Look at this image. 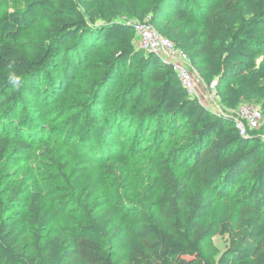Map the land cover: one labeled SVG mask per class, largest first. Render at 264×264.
<instances>
[{
  "label": "trees",
  "instance_id": "trees-1",
  "mask_svg": "<svg viewBox=\"0 0 264 264\" xmlns=\"http://www.w3.org/2000/svg\"><path fill=\"white\" fill-rule=\"evenodd\" d=\"M95 2H64L33 56L19 48L17 39L23 19L33 14L31 7L38 1L33 0L22 13L2 15L0 113L24 102L35 90L40 72L57 56V46L90 36V24L101 19L97 35L86 36L87 45L117 42L123 47L108 51L105 70L96 84L110 80L117 65L136 66L145 77L140 79V95L129 113L138 120V128L153 122L165 131L168 127L185 130L187 136L156 161L162 190L151 202L150 187L156 185L150 184L143 197L147 205L137 212L126 210L117 196L114 206L87 211L77 232L43 241L41 229L48 220L43 211L44 193L40 188L32 190L28 216L36 225V250L32 254L23 252L18 235L24 217L5 215L0 190V264H264V72L256 64L257 57L264 54V38L259 37L264 30V0H212L201 6L195 0H113L103 15L96 11ZM164 6L173 10L177 22L189 13L195 15L187 32L177 31V24L157 22L165 13ZM128 15L138 20L150 16L162 35L188 53L205 81H216L219 111L210 110L189 93L158 54L136 47L134 23L125 18ZM231 72L234 81L223 84ZM243 102L258 105L263 122L241 133L229 110ZM114 112L107 106L91 114V119L107 129ZM9 133L0 132V161L8 153L30 149L28 140ZM46 145L50 193L64 182L78 188L86 198L105 187L103 171L82 146L56 150ZM177 158L186 162L192 177L186 190L175 181L170 166ZM107 171H113L112 167ZM229 190L236 191L238 197L216 215L215 229L220 236H227L228 242L214 260L203 254L202 243L213 232L208 220L213 197ZM119 230L126 232L125 243L106 251L102 238L117 236Z\"/></svg>",
  "mask_w": 264,
  "mask_h": 264
},
{
  "label": "rangeland",
  "instance_id": "rangeland-1",
  "mask_svg": "<svg viewBox=\"0 0 264 264\" xmlns=\"http://www.w3.org/2000/svg\"><path fill=\"white\" fill-rule=\"evenodd\" d=\"M33 0H0V20L5 12H24ZM32 5L33 14L25 17L20 26L17 39L19 48L33 56L40 43L46 40L56 10L66 1L74 0H37ZM96 11L103 15L109 1L95 0ZM197 5H206L212 0H195ZM164 15L157 20L165 26L179 25L177 31L187 32L195 21V15L189 13L185 20L177 22L173 10L164 6ZM128 21H142L126 16ZM101 19L91 23L89 35L68 40L57 46V56L53 62L40 72L35 90L30 91L24 102H18L10 109L0 113V132L9 131L10 135L28 140L30 149L11 152L0 161V190L6 214L21 215L24 222L18 228L21 248L31 254L36 250V225L29 216V195L40 188L44 193L43 211L48 216L41 229V240L47 241L65 233H75L79 225L84 224L87 211L94 213L100 206H114L117 196L126 210L137 212L144 208L143 197L151 188L153 198L162 190L158 182L155 163L166 157L176 143L187 136V131L176 128L158 129L153 122L143 129L138 128V120L129 113L140 95L139 82L145 79L136 66L117 65L108 81L101 80L105 70L104 59L110 50L123 47L113 42L88 46L87 37L97 35ZM260 38H264V30ZM91 38V39H92ZM201 39V37H200ZM87 41V42H86ZM256 64L264 72V54L256 59ZM193 66V65H192ZM196 77L194 95L210 110L217 112L216 81H205L193 66ZM234 81V74H228L223 84ZM107 106L114 109V120L107 129H102L91 119L99 109ZM8 114L6 117L5 115ZM18 128V131L15 129ZM48 143L56 150L82 146L85 154L91 156L92 163L103 171L105 187L85 197L78 188L70 183H60L53 193L49 190L48 161L46 149ZM175 181L186 190L192 177L186 162L180 158L171 160ZM112 167L111 172L107 169ZM62 195L52 198L51 196ZM238 197L236 191H226L212 199V211L208 220L213 232L202 243V252L214 260L227 245V236H220L215 229L217 213L228 209ZM125 211V210H124ZM126 241V232L119 230L117 236L111 234L102 238L106 251H114Z\"/></svg>",
  "mask_w": 264,
  "mask_h": 264
},
{
  "label": "built area",
  "instance_id": "built-area-1",
  "mask_svg": "<svg viewBox=\"0 0 264 264\" xmlns=\"http://www.w3.org/2000/svg\"><path fill=\"white\" fill-rule=\"evenodd\" d=\"M133 29L136 47L154 52L167 61L183 86L194 94L197 82L188 53L162 35L150 21V16L134 23ZM229 112L234 114L235 125L241 133L247 128H258L263 122L261 109L254 103L243 102Z\"/></svg>",
  "mask_w": 264,
  "mask_h": 264
}]
</instances>
